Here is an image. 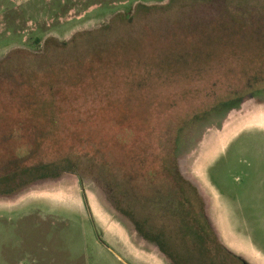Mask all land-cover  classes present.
<instances>
[{"label":"rangeland","instance_id":"obj_1","mask_svg":"<svg viewBox=\"0 0 264 264\" xmlns=\"http://www.w3.org/2000/svg\"><path fill=\"white\" fill-rule=\"evenodd\" d=\"M15 50L0 264H210L200 199L160 184L173 176L239 199L223 223L264 246V0H0V60ZM130 208L134 233L113 225Z\"/></svg>","mask_w":264,"mask_h":264},{"label":"crops","instance_id":"obj_2","mask_svg":"<svg viewBox=\"0 0 264 264\" xmlns=\"http://www.w3.org/2000/svg\"><path fill=\"white\" fill-rule=\"evenodd\" d=\"M202 181L198 180L196 177L192 176H181V177H169L165 181H160L161 185H167V187L171 186V190L175 193L180 194L181 196L184 195L183 203L187 205L189 208L195 207L197 205L193 204V199L189 195L184 194L185 187H189V189L194 188L197 192L198 199H200L199 204L204 212L209 231L213 235V240L209 239L207 243H204V248L201 249L202 253H204L209 257L207 262L210 264H264V246L260 244H255L245 239V235L235 230L234 226L231 224L230 219L226 216L225 224L223 223V219L221 218L220 211L223 212L224 206H233L234 209H237L240 202L239 199H232L226 200V198L222 197V199H215L205 194L203 191ZM191 187V188H190ZM163 189V188H162ZM169 189V188H168ZM164 190H167L166 188ZM175 196V195H174ZM179 196V197H181ZM189 196V197H188ZM123 205H128L127 201L124 203L125 200L121 197ZM219 200V201H218ZM226 200V201H225ZM198 202V200H196ZM196 202V203H197ZM176 203H178L176 201ZM133 206V205H130ZM199 206V205H198ZM97 207V206H96ZM177 206L174 205L171 209L176 210ZM196 208V207H195ZM98 210V214L100 218L107 222L106 217L103 213H101L99 207L96 208ZM126 210H120L121 221L118 224L113 222H109L108 224H112L115 226H119L120 230H126L128 233L138 232V230L143 229L142 225L140 224V217L144 216L141 215L137 211L133 212L132 208ZM153 209V207H152ZM205 210V211H204ZM219 211V212H218ZM225 215V214H224ZM134 221V222H133ZM136 225H135V224ZM140 227V228H138ZM128 229V230H127ZM243 235V236H242ZM129 236V235H128ZM242 237V238H241ZM198 245V244H197ZM154 247V246H152ZM155 248V247H154ZM198 250H200V246H197ZM189 249L193 250V245L189 247ZM155 251L156 248H155ZM194 254V252H193ZM182 258V257H177ZM183 259L177 260L178 262H172L167 260L166 264H201L196 258L192 263H186L182 261ZM158 262L161 261L157 259Z\"/></svg>","mask_w":264,"mask_h":264},{"label":"trees","instance_id":"obj_3","mask_svg":"<svg viewBox=\"0 0 264 264\" xmlns=\"http://www.w3.org/2000/svg\"><path fill=\"white\" fill-rule=\"evenodd\" d=\"M169 1H171V0H169ZM209 1H212V0H209ZM135 11V10H134ZM138 12H139V8H137L136 9V11L134 12V13H132L131 14V16H129V20L128 21H132V20H134V18H136V15L138 14ZM132 26V25H131ZM112 26L109 24V26L108 27H106V29H103V30H106L108 33L109 32H111V30H110V28H111ZM127 27H130V26H127ZM106 32V33H107ZM218 33V34H217ZM204 36H202V37H205V36H211V35H220L221 36V38H222V35H223V33H222V30L220 29V28H216V29H213L211 32H208V33H205V34H203ZM51 39L50 38H46V41L45 42H47V41H50ZM119 41V40H118ZM209 43V42H208ZM67 44V43H66ZM116 44V46H114ZM115 44H114V42H113V44H112V47H119V45L117 44V41H115ZM211 45V44H210ZM20 53H22L20 50H15L14 52H12V53H10L9 55H8V57L7 58H5L4 59V61L3 60H0V68H2V67H6L5 66V63L6 64H8L9 63V61H11V59H13V57H16L18 54H20ZM13 54H14V56H13ZM51 72H52V70H50ZM50 71H48V70H46V72H48V73H50ZM23 72V71H22ZM25 72V71H24ZM23 72V73H24ZM51 88V87H50ZM28 104H29V102H28Z\"/></svg>","mask_w":264,"mask_h":264}]
</instances>
